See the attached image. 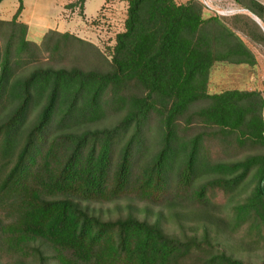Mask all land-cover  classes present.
<instances>
[{"label": "trees", "instance_id": "trees-1", "mask_svg": "<svg viewBox=\"0 0 264 264\" xmlns=\"http://www.w3.org/2000/svg\"><path fill=\"white\" fill-rule=\"evenodd\" d=\"M17 1L10 19H0V207L9 210V219L0 220V246L40 264H182L188 258L190 264H247L211 246L207 235L202 241L181 239L158 222L132 214L102 219L81 205L129 191L164 200L177 163V190L190 188L191 198L210 207L208 190L232 191L250 174L254 183L231 206L228 224L249 222L256 239H264V153L223 162L207 161L201 152L207 133L264 147L259 89L207 91L215 62L256 63L234 31L238 17L231 25L216 15L203 17L196 0H126L123 27L108 59L98 51L105 69L35 66L18 73L41 48L53 53L68 38L95 48L55 30L41 36L40 44L25 38ZM234 1L264 28L260 3ZM246 18V37L264 43L262 30ZM107 113L114 114V122L92 128ZM150 119L157 122L159 146L133 172ZM192 124L199 130L180 139L181 129ZM204 174L210 178L191 188Z\"/></svg>", "mask_w": 264, "mask_h": 264}, {"label": "rangeland", "instance_id": "rangeland-1", "mask_svg": "<svg viewBox=\"0 0 264 264\" xmlns=\"http://www.w3.org/2000/svg\"><path fill=\"white\" fill-rule=\"evenodd\" d=\"M174 1L180 3L186 0ZM196 1L202 5L203 17L214 14L231 25L234 23L233 17L237 16V21L233 25L236 35L253 53V56L258 57L255 58L258 62L256 61L252 66L215 62L209 70L207 91L250 87L259 89L264 99V43H255L244 34L248 28L244 25L247 22L246 17L251 19V15L254 14L234 0H209L208 4L212 7V11L209 8L207 10L201 3L205 0ZM17 5V0H2L0 2V19L9 20ZM236 7L242 8V10L235 14L223 13L222 15H217L214 12L218 9L217 11L222 13V11L234 10ZM125 8L126 0H83L81 2L79 0H21V10L17 20L27 25L25 38L40 44L41 36L47 31L66 32L82 39L85 43H92L95 51L85 44L68 38L66 43L53 53L41 48L37 52L35 60L24 64L21 69L17 70L18 73H26L35 66L55 68L77 66L82 69H105L104 61L105 58L108 59L114 35L120 32L123 27ZM50 36L52 40L56 38L55 35ZM3 40L4 38L0 35V45ZM98 54L102 55L104 61L98 58ZM113 116V113H107L103 120L91 125L92 128L111 125L115 120ZM262 119L264 121V108ZM198 130V126L192 124L187 129H181L179 137L182 140L186 139ZM224 139L226 140L209 133L203 135L201 152L207 161L229 162L242 159L247 155L264 153V147L248 142L237 144L230 137ZM158 146L157 122L155 119H150L140 150L134 155L133 172H138L149 162ZM176 172L177 163H173L169 174L172 192L164 200L153 201L138 198L134 191H129L113 200L88 201L82 202L81 205L102 219L112 220L132 214L139 219L158 222L166 233L181 239L195 237L202 241L203 235H207V241L211 246L223 250L232 257L240 258L247 264H260L264 259V239L259 241L256 239L255 228L249 222H244L239 226H232V221L228 224L231 206L244 198L254 183L250 174L239 187L232 191H223L217 188L208 190L206 196L211 202V206L204 207L197 200L191 198L190 188L187 193L177 190ZM209 176V174L196 176L195 183L191 188L195 184L206 181L210 178ZM8 211L5 207H0L1 221L6 222L9 219ZM34 245L37 246L38 243L35 242ZM46 255H50L49 252H46ZM202 255L201 253L197 256ZM47 262L52 264L50 261ZM47 262L44 264H48ZM190 263H192L190 258L182 262V264ZM0 264H40V262L32 256L20 255L6 246H0Z\"/></svg>", "mask_w": 264, "mask_h": 264}, {"label": "built area", "instance_id": "built-area-1", "mask_svg": "<svg viewBox=\"0 0 264 264\" xmlns=\"http://www.w3.org/2000/svg\"><path fill=\"white\" fill-rule=\"evenodd\" d=\"M207 1V2H206ZM208 1L209 0H205V1H202L201 3L203 4V6L205 7V8H207V10H208V8H209V10L210 11H212L211 9H212V7L210 6V4H208ZM216 9V8H215ZM218 9H216V10H214V12L215 13H217V15H222L223 13H237V12H240L241 10H242V8H235L234 10H232V9H230V10H228V11H225V12H223L222 11V13L220 12V11H217ZM212 15H214V14H212Z\"/></svg>", "mask_w": 264, "mask_h": 264}, {"label": "water", "instance_id": "water-1", "mask_svg": "<svg viewBox=\"0 0 264 264\" xmlns=\"http://www.w3.org/2000/svg\"><path fill=\"white\" fill-rule=\"evenodd\" d=\"M251 19L259 26V28L264 33V30H263L262 25L260 24V21L258 20V18L256 16H254V15H251Z\"/></svg>", "mask_w": 264, "mask_h": 264}, {"label": "crops", "instance_id": "crops-1", "mask_svg": "<svg viewBox=\"0 0 264 264\" xmlns=\"http://www.w3.org/2000/svg\"><path fill=\"white\" fill-rule=\"evenodd\" d=\"M256 2H258V3H260L261 5H262V7H263V11H264V0H255ZM262 25V24H261ZM262 28H263V26H262ZM264 29V28H263ZM254 58H258L257 56L255 57L254 56ZM256 61L258 62V60L256 59ZM251 77V76H250ZM252 78V77H251ZM247 89H250V87H247Z\"/></svg>", "mask_w": 264, "mask_h": 264}]
</instances>
